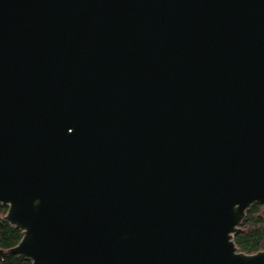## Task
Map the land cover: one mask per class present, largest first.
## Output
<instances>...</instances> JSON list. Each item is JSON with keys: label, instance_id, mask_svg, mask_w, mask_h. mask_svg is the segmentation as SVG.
<instances>
[{"label": "water", "instance_id": "obj_1", "mask_svg": "<svg viewBox=\"0 0 264 264\" xmlns=\"http://www.w3.org/2000/svg\"><path fill=\"white\" fill-rule=\"evenodd\" d=\"M264 0H0V205L30 264H264ZM4 252L0 250V258Z\"/></svg>", "mask_w": 264, "mask_h": 264}, {"label": "trees", "instance_id": "obj_2", "mask_svg": "<svg viewBox=\"0 0 264 264\" xmlns=\"http://www.w3.org/2000/svg\"><path fill=\"white\" fill-rule=\"evenodd\" d=\"M6 211L7 207L0 205V250L4 252L0 264H30L29 259L11 253V249L20 241L22 232L3 219ZM233 241L245 253L264 250V204H251L238 231L233 234Z\"/></svg>", "mask_w": 264, "mask_h": 264}]
</instances>
